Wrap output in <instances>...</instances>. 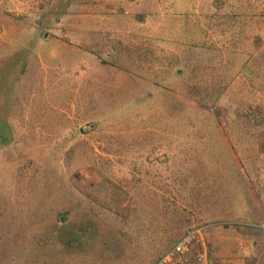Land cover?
Returning a JSON list of instances; mask_svg holds the SVG:
<instances>
[{
  "label": "rangeland",
  "instance_id": "1",
  "mask_svg": "<svg viewBox=\"0 0 264 264\" xmlns=\"http://www.w3.org/2000/svg\"><path fill=\"white\" fill-rule=\"evenodd\" d=\"M85 1L0 0V264H264V19Z\"/></svg>",
  "mask_w": 264,
  "mask_h": 264
},
{
  "label": "crops",
  "instance_id": "2",
  "mask_svg": "<svg viewBox=\"0 0 264 264\" xmlns=\"http://www.w3.org/2000/svg\"><path fill=\"white\" fill-rule=\"evenodd\" d=\"M138 2L133 11H139L140 9L143 11V19L148 20L152 19L155 23H158L159 20L163 18V16L168 13L170 8L173 6L175 0H134ZM202 14L207 17V19L213 23L222 21V17L226 15V11L228 10V6L232 4L234 6L235 14L237 22H242V25L246 22L251 23V30L255 32L258 31L261 20L264 18L260 17V12H264V0H202ZM87 1L83 3V8L86 7L85 11L87 12L86 17L84 14H80L84 20H91L92 22H100L102 20L111 21L113 20V15H116V8L127 5L128 9L126 12H130V9L134 7L132 0H91L88 4H85ZM231 2V3H229ZM25 3V2H23ZM143 4V5H142ZM18 7V4H15ZM23 6H31L26 3ZM140 6V7H137ZM88 8V9H87ZM92 12L93 14L89 16L88 12ZM228 12V11H227ZM109 16L106 17L105 15ZM175 15V14H173ZM132 16V15H131ZM156 25V24H155ZM115 28V25L112 26ZM103 29V27H102ZM151 32V36L155 37L153 31L156 27L149 28ZM246 31L249 28H245ZM146 36L149 34L145 33ZM261 149L260 152H255L258 157H262V163L264 162V146H259ZM255 157L252 159V164H254ZM261 163V162H260ZM250 165L251 163L248 162ZM261 165V164H260ZM196 251V249H195Z\"/></svg>",
  "mask_w": 264,
  "mask_h": 264
},
{
  "label": "built area",
  "instance_id": "3",
  "mask_svg": "<svg viewBox=\"0 0 264 264\" xmlns=\"http://www.w3.org/2000/svg\"><path fill=\"white\" fill-rule=\"evenodd\" d=\"M262 229L264 226H257ZM203 228H187L178 241L152 264H189L192 253L200 244V235ZM200 258V254H197Z\"/></svg>",
  "mask_w": 264,
  "mask_h": 264
},
{
  "label": "trees",
  "instance_id": "4",
  "mask_svg": "<svg viewBox=\"0 0 264 264\" xmlns=\"http://www.w3.org/2000/svg\"><path fill=\"white\" fill-rule=\"evenodd\" d=\"M163 254H164V253H163ZM163 254H162V255H163ZM263 260H264V259H263ZM152 263H153V262H152Z\"/></svg>",
  "mask_w": 264,
  "mask_h": 264
}]
</instances>
